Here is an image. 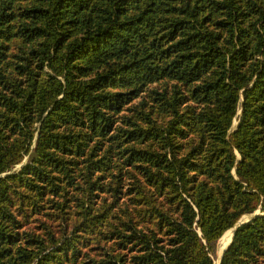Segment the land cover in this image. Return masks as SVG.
<instances>
[{"label":"trees","instance_id":"1","mask_svg":"<svg viewBox=\"0 0 264 264\" xmlns=\"http://www.w3.org/2000/svg\"><path fill=\"white\" fill-rule=\"evenodd\" d=\"M258 210L220 264H264V0H0V264H215Z\"/></svg>","mask_w":264,"mask_h":264},{"label":"water","instance_id":"2","mask_svg":"<svg viewBox=\"0 0 264 264\" xmlns=\"http://www.w3.org/2000/svg\"><path fill=\"white\" fill-rule=\"evenodd\" d=\"M257 214H258V212L256 211L253 215H245V216L243 217V219L240 220V221H239V222H238V223H237V224L231 229V231H232V236H231V240H230V242L228 243V245L232 242L237 227H238L241 223L250 220L252 217H254V216L257 215ZM228 245L222 250V252H221V254H220L219 258H218V264H220L221 259H222V257H223V254H224L225 250L227 249Z\"/></svg>","mask_w":264,"mask_h":264},{"label":"rangeland","instance_id":"3","mask_svg":"<svg viewBox=\"0 0 264 264\" xmlns=\"http://www.w3.org/2000/svg\"><path fill=\"white\" fill-rule=\"evenodd\" d=\"M237 123V120H235V124ZM258 213L260 212V210L257 211ZM231 236H232V231L231 229H229V231L227 232V234L222 238V240H220L219 243V250H218V258L222 252V250L228 245V243L231 240ZM218 258L216 259L215 264H218Z\"/></svg>","mask_w":264,"mask_h":264}]
</instances>
